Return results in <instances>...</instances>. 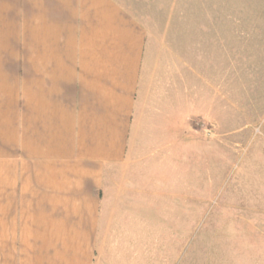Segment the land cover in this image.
Returning a JSON list of instances; mask_svg holds the SVG:
<instances>
[{"label":"crops","instance_id":"obj_1","mask_svg":"<svg viewBox=\"0 0 264 264\" xmlns=\"http://www.w3.org/2000/svg\"><path fill=\"white\" fill-rule=\"evenodd\" d=\"M189 5L0 0V264H100L111 216L149 209L220 39Z\"/></svg>","mask_w":264,"mask_h":264},{"label":"rangeland","instance_id":"obj_2","mask_svg":"<svg viewBox=\"0 0 264 264\" xmlns=\"http://www.w3.org/2000/svg\"><path fill=\"white\" fill-rule=\"evenodd\" d=\"M180 1L218 22L220 39L202 42L199 118L169 137L157 183L136 186L151 208L111 216L96 261L264 264V0Z\"/></svg>","mask_w":264,"mask_h":264}]
</instances>
